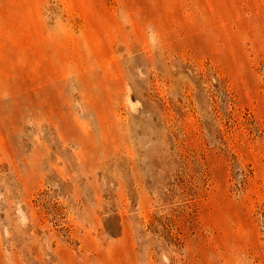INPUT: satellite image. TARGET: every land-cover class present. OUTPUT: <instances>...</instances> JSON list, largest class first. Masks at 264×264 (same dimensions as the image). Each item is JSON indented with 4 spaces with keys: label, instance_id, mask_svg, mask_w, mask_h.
<instances>
[{
    "label": "rangeland",
    "instance_id": "obj_1",
    "mask_svg": "<svg viewBox=\"0 0 264 264\" xmlns=\"http://www.w3.org/2000/svg\"><path fill=\"white\" fill-rule=\"evenodd\" d=\"M0 264H264V0H0Z\"/></svg>",
    "mask_w": 264,
    "mask_h": 264
}]
</instances>
